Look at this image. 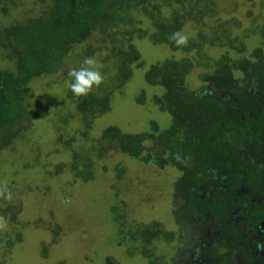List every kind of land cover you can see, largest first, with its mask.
Returning a JSON list of instances; mask_svg holds the SVG:
<instances>
[{
    "label": "rangeland",
    "instance_id": "374dc122",
    "mask_svg": "<svg viewBox=\"0 0 264 264\" xmlns=\"http://www.w3.org/2000/svg\"><path fill=\"white\" fill-rule=\"evenodd\" d=\"M17 1V7L10 4L6 16H0V27L40 11L39 0ZM208 1L213 5L202 22L187 21L183 34L195 39L202 31L210 38L213 33L225 30L231 36L244 37L249 50L260 45L258 30L264 26V0ZM157 2L163 4L165 17H171L178 8L175 0ZM135 15L140 20L139 27L153 31L148 17L138 11ZM109 38L95 32L73 47L55 76L45 75L31 83L32 96L28 101L34 119L27 124L29 128L0 149V184L6 181L12 193L11 201L0 198V216L8 223L6 230H0V264H107L108 258L117 264L180 262L177 247L185 240L184 232L177 229V218H173L174 181L180 176L176 168L144 163L112 151L98 160L94 168L91 166L93 178L86 183L76 179L69 168L59 173L55 170L57 165L71 160V151L66 146L71 137L75 138L71 143L74 148L85 145L90 151L91 140L100 138L108 127H118L125 134H142L153 132L154 124L163 130L172 123V116L156 103L164 88L149 84L146 74L154 64L186 55L194 59L198 52L173 51L168 45L154 44L150 38L135 37L133 44L139 58L129 64L131 75L125 78L114 59H107L112 49V45H106ZM116 38L121 44L117 46L126 50L129 43L126 37ZM226 43L223 40L219 45L207 47L208 55L219 58L228 50ZM89 48L92 53L86 56ZM86 57L95 58L104 75L102 86L111 91L110 111L94 119L92 128L87 130L88 139L82 136L85 127L76 106L67 98L71 80L68 72L79 68ZM14 65L0 55L1 69L12 70ZM118 74H121L120 89L109 83ZM204 74L205 68L195 62L188 77L190 86L201 87ZM141 97L145 98L144 103L139 102ZM59 134H64L62 143L58 142ZM118 169L124 170L122 177L118 176ZM176 204H182L180 198ZM155 223L160 224L157 231L161 233L152 234L150 244L134 239L144 225ZM168 232L171 239L165 237ZM18 235L22 241H17ZM10 240L14 245L8 248ZM189 253L192 255L193 251Z\"/></svg>",
    "mask_w": 264,
    "mask_h": 264
},
{
    "label": "trees",
    "instance_id": "16d2710c",
    "mask_svg": "<svg viewBox=\"0 0 264 264\" xmlns=\"http://www.w3.org/2000/svg\"><path fill=\"white\" fill-rule=\"evenodd\" d=\"M39 3L37 15L0 27V55L15 64L12 70L0 68V149L29 128L27 124L34 119L28 101L32 96L31 83L45 75L55 76L73 47L99 32L110 37L106 45H112V49L107 59H114L125 78L131 75L129 64L139 58L133 44L135 37L150 38L154 44L168 45L173 51L198 53L194 59L188 55L178 60L166 59L152 65L146 74L149 84L165 90L156 103L172 116L168 128L161 130L154 124L151 133L125 134L111 126L100 138L91 140L90 151L85 145L74 148L71 143L75 138L71 137L66 144L71 160L57 165V173L69 168L76 179L86 183L93 178L91 166L94 168L98 160L112 151H120L144 163L173 166L180 172L178 192L181 197L190 205L199 203L202 209L204 205L212 206L215 213L221 207L220 200L206 203L199 190L204 184L208 188L212 186L211 181L206 180V169L216 170L220 178L233 165L237 167L236 175L249 172L253 179L259 175L264 158V26L258 30L260 45L252 50L244 37L231 36L225 30L213 33L210 38L200 31L195 39L189 38L187 46L178 47L170 37L182 32L187 21L201 23L213 5L208 0H175L178 8L172 11L171 17L164 16L163 4L157 0H39ZM10 4L17 7L18 1L0 0V16H6ZM137 11L149 18L153 31L139 27ZM120 35L129 42L126 50L117 46L121 45L116 41ZM225 39L228 48L225 53L219 58L208 55L207 47L219 45ZM91 53L89 48L86 56ZM195 62L205 68L202 86L197 89L188 81ZM121 74L109 80L111 86L120 89ZM107 89L101 84L99 88L94 86L89 95L75 97L69 87L67 98L82 118L85 139L89 137L87 130L92 128L94 119L110 111L111 91ZM144 101L143 97L139 99L140 103ZM58 139L62 143L64 134H59ZM118 172L122 177L124 170L118 169ZM226 224L224 221L222 226ZM160 227L158 223L144 225L134 239L150 244L152 234L161 233L157 231ZM165 237L171 239L172 235L166 233ZM21 239L18 235L17 241ZM13 245L12 240L8 241V248ZM214 248V245L208 248L212 257L216 254ZM143 254L150 257L146 250ZM227 258L228 264H235ZM107 264L117 263L108 258Z\"/></svg>",
    "mask_w": 264,
    "mask_h": 264
},
{
    "label": "flooded vegetation",
    "instance_id": "af4514ba",
    "mask_svg": "<svg viewBox=\"0 0 264 264\" xmlns=\"http://www.w3.org/2000/svg\"><path fill=\"white\" fill-rule=\"evenodd\" d=\"M260 168L255 179L250 177L249 172L236 175L237 167L234 165L223 173L222 178L216 170L206 169L209 176L206 174V180L211 181L212 186L208 188L204 184L199 190L206 203L214 202L217 198L220 200L221 207L217 213L209 205H204L202 209L199 203L188 204L178 192L180 176L174 181L176 199L173 218H177V229L184 232L182 238L185 240L177 247L178 264H228L227 257L235 264H264V158ZM210 195L213 198H209ZM178 198L182 201L180 206L176 204ZM188 209L192 210L191 213ZM224 221L227 224L222 226ZM187 231L188 234H185ZM212 245L216 250L214 257L209 255L208 248ZM189 251H193V254L190 255Z\"/></svg>",
    "mask_w": 264,
    "mask_h": 264
},
{
    "label": "clouds",
    "instance_id": "9594fccd",
    "mask_svg": "<svg viewBox=\"0 0 264 264\" xmlns=\"http://www.w3.org/2000/svg\"><path fill=\"white\" fill-rule=\"evenodd\" d=\"M170 39H172L178 47L187 46L189 36L182 32H175ZM68 75L72 78L69 87L75 97L89 95L94 86L99 88L104 82V75L97 68V61L94 57H86L80 67L71 69ZM0 198L7 201H11L12 199V193L8 189L6 181L0 184ZM7 227V220L3 216H0V230H6Z\"/></svg>",
    "mask_w": 264,
    "mask_h": 264
}]
</instances>
